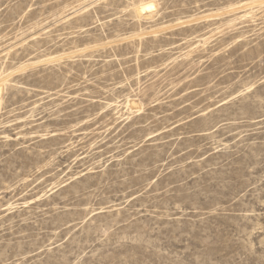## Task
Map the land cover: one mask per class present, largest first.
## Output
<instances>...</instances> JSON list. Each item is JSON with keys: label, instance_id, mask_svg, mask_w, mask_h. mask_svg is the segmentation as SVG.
Listing matches in <instances>:
<instances>
[{"label": "rangeland", "instance_id": "374dc122", "mask_svg": "<svg viewBox=\"0 0 264 264\" xmlns=\"http://www.w3.org/2000/svg\"><path fill=\"white\" fill-rule=\"evenodd\" d=\"M0 264H264V0H0Z\"/></svg>", "mask_w": 264, "mask_h": 264}, {"label": "bare ground", "instance_id": "6f19581e", "mask_svg": "<svg viewBox=\"0 0 264 264\" xmlns=\"http://www.w3.org/2000/svg\"><path fill=\"white\" fill-rule=\"evenodd\" d=\"M154 3L150 2H144L143 4H141L140 6H138L139 8L137 9V12L139 15H142L144 13H146L147 11L149 12V10H152V8L154 7Z\"/></svg>", "mask_w": 264, "mask_h": 264}]
</instances>
